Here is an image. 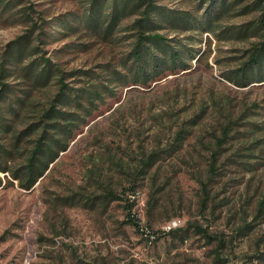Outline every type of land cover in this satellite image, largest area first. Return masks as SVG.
Wrapping results in <instances>:
<instances>
[{"label": "rangeland", "instance_id": "374dc122", "mask_svg": "<svg viewBox=\"0 0 264 264\" xmlns=\"http://www.w3.org/2000/svg\"><path fill=\"white\" fill-rule=\"evenodd\" d=\"M155 1L174 11L195 12L202 0ZM28 2L34 5L33 22L12 18L0 23V58L11 41L30 34L43 20L68 13L81 17L87 7V0ZM252 19L253 14H230L221 20V29ZM128 24L120 23L117 42L81 38L69 53L60 51L67 41L49 43L46 56L57 60L60 52L58 62L66 72L118 67L131 51L132 40L124 31ZM30 35L36 41L37 34ZM168 36L178 40L187 35ZM194 47L205 54L191 63V71L147 89H114L120 99L101 106L103 114H96L30 191L11 175L0 174V264H264V83L239 88L227 80L240 64L243 43L207 33ZM9 82L24 97V87ZM55 93L56 88L35 92L29 104L44 105ZM28 120H16L18 131ZM228 120L235 123L231 139L219 149L217 141ZM183 131L188 134L175 150V139ZM12 142L9 135L0 138L6 146ZM154 152L159 153L157 164L138 175L141 159ZM214 152L220 153L217 174L209 178ZM111 162L123 164L127 174L106 173ZM100 170L106 180L112 177L123 197L107 209L98 205L100 199L90 206L102 193ZM68 199L77 205L65 203ZM171 228L178 233L169 234Z\"/></svg>", "mask_w": 264, "mask_h": 264}, {"label": "trees", "instance_id": "16d2710c", "mask_svg": "<svg viewBox=\"0 0 264 264\" xmlns=\"http://www.w3.org/2000/svg\"><path fill=\"white\" fill-rule=\"evenodd\" d=\"M243 1L202 0L195 12H181L159 5L155 0H87L83 16L68 13L43 20L40 27L36 25L30 32L37 34L36 41L29 33L11 41L0 58V103L3 104L0 105V138L9 135L13 142L8 146L0 143V174L11 175L20 188L30 191L52 171L61 154L69 150L71 143L96 114H103L101 106L107 105L109 99H120L114 89L137 86L147 89L169 76L191 71V63L200 62L205 54L194 47L204 34L245 45L239 66L230 70L226 77L230 83L239 88L264 83V0H251L242 8ZM32 13H35L34 5L28 0H0V23L12 18L33 22ZM230 14L234 17L253 14L254 19L221 29V20ZM125 20L131 23L124 27V31L129 32L126 39L132 40L131 51L118 67L108 64L100 73L91 69L66 72L58 62L60 52L55 54L57 60L46 56L44 48L49 43L67 41L60 51L69 53L74 48L73 42L81 38L117 42L121 39L114 35ZM175 32L187 36L178 40L168 36ZM35 42L38 45L33 47ZM89 47L83 46L84 49ZM9 79L16 82L14 85L24 87V97L18 96L19 90L11 86ZM52 88H56V93L47 96L44 105L29 104L35 92L48 93ZM21 117H29V120L18 131L16 120ZM228 121L217 141L219 149L231 139L229 136L235 123ZM183 134L188 132L178 133L173 145L175 150L181 148V141L185 140ZM219 155V152L211 154L209 178L217 174ZM157 156L159 153L154 152L142 158L138 175L148 174L157 164ZM123 168V164L111 162L106 173L127 174ZM98 172L97 182L102 193L94 199L96 201H91L90 206L97 205L100 199L98 205L107 209L123 197L117 194L112 177L106 180L105 171ZM129 174V178H134L131 172ZM2 183L0 176V187ZM203 192L202 207L206 208L209 198L207 184L203 185ZM65 203L77 205L69 199ZM126 208L131 211L133 205L128 203ZM129 220L137 225L131 217ZM196 229L211 238L201 227L196 226ZM178 230L171 228L169 234H176Z\"/></svg>", "mask_w": 264, "mask_h": 264}]
</instances>
